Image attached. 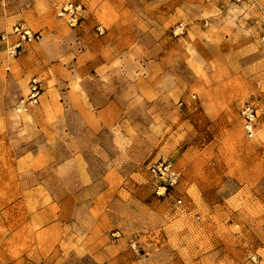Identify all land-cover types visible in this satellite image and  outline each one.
Segmentation results:
<instances>
[{
	"label": "rangeland",
	"instance_id": "rangeland-1",
	"mask_svg": "<svg viewBox=\"0 0 264 264\" xmlns=\"http://www.w3.org/2000/svg\"><path fill=\"white\" fill-rule=\"evenodd\" d=\"M16 1H0V65L43 42L51 71L30 76L21 106L53 90L69 95L74 137L99 130L84 152L100 186L80 199L111 223L117 264H264V0H35L39 15L8 26ZM67 1L83 6L75 26ZM16 23L40 38L13 55ZM161 161L179 173L171 189L149 170Z\"/></svg>",
	"mask_w": 264,
	"mask_h": 264
},
{
	"label": "crops",
	"instance_id": "crops-1",
	"mask_svg": "<svg viewBox=\"0 0 264 264\" xmlns=\"http://www.w3.org/2000/svg\"><path fill=\"white\" fill-rule=\"evenodd\" d=\"M15 3L20 13L3 16L8 26L18 15L40 14L35 0ZM49 60L40 42L0 65V264H70L71 258L117 264L111 223L86 218L81 203L100 186L101 175H92L84 152L97 147L99 130L82 125L74 137L67 123L74 110L67 106L69 95L63 99L53 90L37 105L21 106L30 76L49 73ZM84 96L81 105L89 107ZM100 96V106H117L116 95ZM60 176L67 183L58 182Z\"/></svg>",
	"mask_w": 264,
	"mask_h": 264
},
{
	"label": "built area",
	"instance_id": "built-area-1",
	"mask_svg": "<svg viewBox=\"0 0 264 264\" xmlns=\"http://www.w3.org/2000/svg\"><path fill=\"white\" fill-rule=\"evenodd\" d=\"M2 3H10L16 0H0ZM82 10L83 6L81 3L67 1L64 4L58 7V14L59 16H66L67 22L70 26L77 25L82 19ZM12 31L16 38L10 44V53L17 54V51L28 41L37 40L40 38V33L36 31H32L30 28L24 26L21 23H16L13 25ZM9 34H2L1 39L7 40L9 38ZM38 90H36L35 84L32 86L31 92V100L37 101ZM182 104V103H181ZM246 123L245 129L248 136H253L254 134V127H253V119H254V112L252 107H247L246 109ZM150 172L158 177L163 183L164 190L171 189L179 179V173L173 168L170 162L161 161L150 165L149 167ZM178 202H181V199H178Z\"/></svg>",
	"mask_w": 264,
	"mask_h": 264
}]
</instances>
